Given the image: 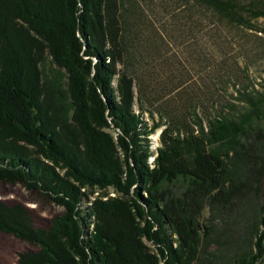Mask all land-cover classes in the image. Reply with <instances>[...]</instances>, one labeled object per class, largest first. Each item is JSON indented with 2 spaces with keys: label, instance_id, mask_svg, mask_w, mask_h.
Returning <instances> with one entry per match:
<instances>
[{
  "label": "trees",
  "instance_id": "obj_1",
  "mask_svg": "<svg viewBox=\"0 0 264 264\" xmlns=\"http://www.w3.org/2000/svg\"><path fill=\"white\" fill-rule=\"evenodd\" d=\"M146 8L140 0H0V182L64 208L38 229L26 208L0 201V231L38 248L18 264H219L208 251L216 222L245 217V198L260 193L264 144L259 155L246 139L264 115V93L242 121L213 111L205 128L197 108L207 115L210 86L196 81L204 46L197 56L176 47L185 33L204 31L202 9L223 45L215 42L213 62L224 47L236 51L234 41L251 52L250 37L264 39L255 23L264 0H193L167 22ZM47 56L64 85L48 78ZM144 106L157 115L156 123L150 112L153 126ZM108 186L123 197L94 202L87 187ZM255 210L251 251L228 264L264 263V204Z\"/></svg>",
  "mask_w": 264,
  "mask_h": 264
},
{
  "label": "rangeland",
  "instance_id": "obj_2",
  "mask_svg": "<svg viewBox=\"0 0 264 264\" xmlns=\"http://www.w3.org/2000/svg\"><path fill=\"white\" fill-rule=\"evenodd\" d=\"M140 2L144 7H147L146 13L148 16H156L157 19L167 22L168 19H171L169 18V14L175 11V7H177V9L180 7L187 9L188 6L192 5L193 0H140ZM164 8H168L169 12L165 11ZM198 12H201L199 14V18L203 20L202 29L204 31H201V34L206 33L207 36L202 39V35L199 33V35L197 34V36L192 38L190 35L185 33L180 42V47H176V50H181L183 54H185L186 50H195L194 53L195 56H197L198 53H200V51L197 50V45L199 44L198 42L202 43L204 46L202 48V55H204L207 59V61H205L206 67L204 64L198 65V69L202 73V77L200 79H196V81L200 82L202 85L205 80L207 81V87L210 86V91L208 95H206V98L208 101L211 99V105L210 108L208 107V103L205 106V108H208V111H206L208 112L207 115L203 112L204 107H198V117L202 120L205 128L208 127L207 119L210 118V116H213V111H216L217 114L219 112L226 114L228 118H236L238 121H242L244 116L253 112L251 103H254L255 100L259 99L264 93V39L260 40L251 36V40L256 43V48L251 52L244 51L241 48V45H237L234 41V48L236 51L233 52L230 48L224 47L223 55L221 57L218 55L214 57V59L218 60V62H221L220 64H217L213 62L212 54L217 49L215 42L219 45L221 44L218 41L213 40V38H211L212 36H209L211 30L212 33H214L213 22H210V18L202 9H198ZM255 23L257 26L264 29V18L257 20ZM259 35L264 38V33ZM258 44L262 45L263 49L259 50ZM221 46L223 47V45ZM198 58L202 59L203 56ZM233 58L237 60V66L233 63ZM43 64L44 69L49 76L48 78L54 82L64 85L67 80L66 74L54 64L52 57L47 56ZM209 77H211L215 82L214 86L212 85V81ZM192 86L196 88L193 84ZM224 107H226L225 110ZM144 108V117L148 122H150L149 124L153 126L154 122L150 112L154 116L156 114L155 112L150 111L147 106H144ZM155 119L157 123V115L155 116ZM164 123H166V121H164ZM163 128V126H160L150 136L154 143V150L160 143V133ZM258 128L264 129V115L254 120L252 127L249 128L252 132L248 139H246V143L249 146L253 145V148L258 150L256 154L259 153L260 155L262 153L261 148L264 144V134L258 133ZM196 130L200 131V127L198 125L196 126ZM107 131L111 132L113 136H117L115 132L110 130ZM254 152L255 151H252V153ZM261 155L264 156V153ZM154 158L155 157H151V163L154 161ZM255 183L257 185L259 184L260 193L258 196L252 193V196L250 194L247 195V198H245L246 207L242 209L245 217H235L233 218L234 220H230L229 222L227 221L224 226V223L221 220L216 222L217 230L212 236V241L215 240V242L210 245L208 251H213L218 255V259L220 260L219 264H228V262L235 259L237 255H244L245 253H249L251 251V243L246 239L247 236H250V233L252 235V230L249 228V219H251L253 212L256 211L255 209H258L262 204H264V176L262 178L258 177L255 179ZM87 188L91 192L95 191L93 195L94 202L99 200L106 201L109 197L120 199L123 197V194L114 186L104 188ZM184 188V182L179 181L175 183L172 190L176 194H180ZM82 190L85 191L86 189ZM245 192L246 194L248 193V191ZM0 201L11 206L19 205L23 207V209L26 208L31 214L34 226L38 229H49L54 219L64 213V208L62 206L51 202V200L42 194L29 190L23 184L11 185L10 183L0 182ZM208 217V211L205 210L204 217H201V221ZM144 242L146 245H149L152 250H154V247H152L147 240ZM37 250L38 248L36 245L24 240L22 241L13 234H6L0 231V264H18L19 257L22 253L28 251L36 252Z\"/></svg>",
  "mask_w": 264,
  "mask_h": 264
}]
</instances>
